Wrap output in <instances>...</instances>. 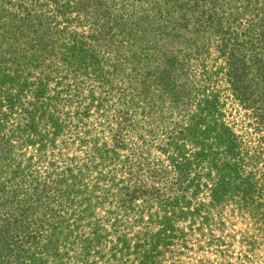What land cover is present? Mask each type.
Here are the masks:
<instances>
[{"label":"trees","instance_id":"1","mask_svg":"<svg viewBox=\"0 0 264 264\" xmlns=\"http://www.w3.org/2000/svg\"><path fill=\"white\" fill-rule=\"evenodd\" d=\"M115 95L124 138L165 131L185 184L146 221L143 210L128 218L121 190L104 215L68 211L77 177L52 157L73 144L75 114L108 122ZM230 96L264 146V0H0V264H185L200 241L186 227L219 245L222 208L264 218V188L245 169L259 155L225 121ZM104 152L102 162L117 157Z\"/></svg>","mask_w":264,"mask_h":264},{"label":"rangeland","instance_id":"2","mask_svg":"<svg viewBox=\"0 0 264 264\" xmlns=\"http://www.w3.org/2000/svg\"><path fill=\"white\" fill-rule=\"evenodd\" d=\"M37 75L43 78L42 75ZM87 91V88L83 89L82 94L87 96ZM115 99H117L116 95L109 102L113 112H110L112 114L108 122L104 119L96 120L93 117L78 122L80 120L77 117L84 114L81 112L84 109H78L79 102L77 104L70 102L74 110L78 109L81 112L74 115L76 120L73 125L77 126V130L73 133L78 132V134L73 136V133L68 134V139L70 137L74 139L73 144L58 142L52 156L53 161L59 165L60 171H64L63 168L71 163L70 169L77 177L76 185L72 186V206L68 208V211L73 210L77 213V210L89 207L92 210L97 205L96 214L104 215V208L99 209L101 205L107 207L104 201L108 198L109 201L111 200L109 209L116 210L121 195L116 198H113V195L121 190L131 194L130 200H125L134 207L135 213H131L128 218L138 219L143 210L145 211L143 220L146 221L148 213L159 209L158 204L171 202L175 195L181 196L185 184L169 163L170 150L169 152H167L168 148L164 152L162 150L167 141L166 132L147 133L144 140L130 138L129 141L124 138L122 109L125 107L114 101ZM82 103L84 104V99ZM249 114L250 112L234 102L231 96L228 98L225 121L240 137L244 147L248 148L249 154L259 155L258 164L253 165V161L246 160L245 169L255 171L264 188V150H262L264 146L259 142L262 134L254 129L252 117ZM17 122L18 117L10 122V129ZM106 123L109 125L107 126ZM79 140L83 143L80 144ZM104 150L109 152L111 159L114 156L117 157L102 162L99 155H104ZM148 167H159L164 172L161 170L153 176L147 172ZM189 199L191 200L188 201L193 205L199 203L207 205L209 202L202 197ZM183 203L182 201L181 204ZM238 209L227 206L213 217L221 221L214 230L219 245L215 242L211 245L207 244V238L197 234L198 231L192 233L186 227L184 233L187 239L200 236V241L197 243L194 240H188V247L180 256L182 261H185V264H264V218L254 219L249 215L247 208L238 207ZM118 218L121 219L120 215ZM205 233L206 231L203 234Z\"/></svg>","mask_w":264,"mask_h":264}]
</instances>
